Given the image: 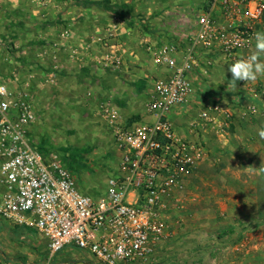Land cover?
I'll return each mask as SVG.
<instances>
[{
	"label": "crops",
	"instance_id": "obj_1",
	"mask_svg": "<svg viewBox=\"0 0 264 264\" xmlns=\"http://www.w3.org/2000/svg\"><path fill=\"white\" fill-rule=\"evenodd\" d=\"M208 1L0 0V83L26 90L40 111L31 127L34 144L42 152L57 149L59 145L50 141V128L64 143L60 149L65 142L101 141L113 138L117 128L151 122L147 104L154 81L168 71L154 64L142 43L185 47ZM255 51L254 45L250 52ZM116 57L121 59L118 68L111 62ZM205 59L201 57L200 63ZM215 61L206 74L196 77L191 108L171 113L179 130L187 126L186 115L201 107L199 101L208 90L217 93L212 96L221 94L225 103L234 93L247 95L238 81L236 89H228L230 63ZM245 96L235 110L231 136L226 139L214 130L203 134L206 156L188 181L181 207L174 211L169 238L153 254L160 264L165 259L169 264H264V215L255 192H245L257 185L239 182L236 188L226 179L252 171L253 161L264 159V139L258 135L264 128L261 105ZM245 102L256 106L254 114L241 109ZM72 116L77 119L73 124ZM81 120L83 125L75 128ZM223 143L233 148L239 167L223 165L231 155L221 149ZM38 238L34 228L0 217V264H34L44 255L50 257L45 241ZM38 244H43L42 250ZM60 252L67 262L61 256L55 262L93 264L86 263L88 255L74 246Z\"/></svg>",
	"mask_w": 264,
	"mask_h": 264
},
{
	"label": "built area",
	"instance_id": "obj_2",
	"mask_svg": "<svg viewBox=\"0 0 264 264\" xmlns=\"http://www.w3.org/2000/svg\"><path fill=\"white\" fill-rule=\"evenodd\" d=\"M207 8L185 47L142 43L154 64L168 72L154 81L147 104L153 120L116 129L119 173L108 179L103 195L79 192L65 162L34 145L31 127L38 113L31 97L0 83V217L32 227L46 240L51 260L42 264H54L53 256L67 246L100 264H136L169 238L174 211L207 153L203 134H228L240 103L201 99L200 110L191 114L183 131L171 113L191 108L194 81L215 60L246 58L256 44L255 33L264 32V0H209ZM201 57H206L204 64ZM111 62L118 68L121 59ZM238 83L258 101V78ZM255 109L249 106L251 113Z\"/></svg>",
	"mask_w": 264,
	"mask_h": 264
},
{
	"label": "rangeland",
	"instance_id": "obj_3",
	"mask_svg": "<svg viewBox=\"0 0 264 264\" xmlns=\"http://www.w3.org/2000/svg\"><path fill=\"white\" fill-rule=\"evenodd\" d=\"M261 60H264V56H261ZM258 80L260 81V87H261V91L259 94V99L256 103L260 104V113L263 116L264 119V75H260L258 76ZM248 95V93H247ZM250 99V98H249ZM249 99L247 101H249ZM233 100V98H232ZM231 100V101H232ZM234 101V100H233ZM241 109H247L248 113L249 111V106H248V102H245V106H243ZM198 110H200L199 108H196L194 111L198 112ZM38 113L40 114V111L38 110ZM38 114V115H39ZM81 113L79 112V115ZM254 114V113H252ZM235 115L236 112H234V117H233V122L235 120ZM251 115V114H250ZM186 120H190V115H186ZM252 117V116H251ZM79 120L81 119V117H78ZM69 119H71V123H75L77 122V119L74 118L73 116L70 117ZM79 123L74 126L75 128L80 127V125H83L84 121H78ZM233 125V124H232ZM55 128V127H54ZM74 129V128H72ZM54 130L55 132L57 131L56 129H51L49 133L51 132V136L50 137V141L53 142V144L59 145L61 147L62 144V140L60 137H57L58 135L55 133L54 134ZM233 130V131H232ZM234 132L233 126L230 127L229 129V133L224 135L225 138L227 139L229 136H231ZM52 134H54L55 136H53ZM55 137V138H53ZM50 142V143H51ZM34 143V142H33ZM49 143V142H48ZM225 146H221V149L227 153L226 155H228L229 153H231V155H229L228 160L224 161V166L225 167H239V164L235 161L234 158H232V155H234L233 152V148L230 146H228V144L226 145V143H223ZM35 146H37V148L39 149L38 145L35 143ZM58 146V147H59ZM56 149V146L53 148H48V150H44V151H49V152H43L47 157H51V155H55L56 157H59L60 159H62L65 164L67 165V167L69 168V170L71 171V173L73 174V177L75 178V183H76V187L79 190V192L84 193V194H88L91 196H98V195H103L106 192V188H107V181L108 178L115 176L119 173V162L121 160V156L122 153L121 151L118 150L115 142H114V137H109V136H105L102 137L101 141H86L83 142L82 141H74V143H70V142H65V147L63 148H58ZM41 150V149H40ZM42 151V150H41ZM52 151V152H51ZM255 161V160H254ZM252 163V165L254 164V168H252V171H247L245 173L242 172H237L236 175L234 176L233 174L230 173V176L233 175V177H229V179L226 177L228 181V183H233L236 185L237 188V183L239 182H255L256 186V190H253V188H247L245 192H255L258 200H259V212L264 215V170H262L260 167L262 164H264V159L261 158L260 160L258 159L257 162ZM225 162L227 164H225ZM249 165V164H248ZM235 168V169H236ZM254 169V170H253ZM260 171V173H258ZM235 177V178H234ZM220 182H224L225 179H220ZM88 190V191H86ZM225 192V191H224ZM37 233V232H36ZM38 235V233H37ZM39 238L38 240L45 241L46 248H47V243L46 240L44 238H42L40 235H38ZM38 244L37 246L39 247L40 250L43 249V244ZM45 247V246H44ZM69 247V246H68ZM49 253V252H48ZM86 255V263H90L93 261V264H100L98 261H96L92 255H90L89 253L85 252ZM66 254H64V252H59L58 254H56L55 256H53L54 258L52 259V261L55 264H61L55 261H58L59 257L61 256V261L63 262H67V258H64ZM45 258L41 260V262L38 263H34V264H42L45 261L51 260L50 257H47V255H44ZM169 256H167L168 258ZM81 260H77V262L82 261ZM159 259H157L154 255L153 257H149L148 259L138 262L136 264H160ZM162 262H165V264H169V260H162ZM73 264V263H70ZM162 264V263H161Z\"/></svg>",
	"mask_w": 264,
	"mask_h": 264
},
{
	"label": "clouds",
	"instance_id": "obj_4",
	"mask_svg": "<svg viewBox=\"0 0 264 264\" xmlns=\"http://www.w3.org/2000/svg\"><path fill=\"white\" fill-rule=\"evenodd\" d=\"M255 40V52L246 58H239L229 64L227 71L232 74V79L228 82V89H236L237 81L247 83L257 80L260 75H264V60H261V56H264V32L255 33ZM258 135L264 139V128L259 130ZM260 168L264 170V164Z\"/></svg>",
	"mask_w": 264,
	"mask_h": 264
},
{
	"label": "trees",
	"instance_id": "obj_5",
	"mask_svg": "<svg viewBox=\"0 0 264 264\" xmlns=\"http://www.w3.org/2000/svg\"><path fill=\"white\" fill-rule=\"evenodd\" d=\"M206 95H204L203 97H201L202 99H214L213 97H217V98H215V99H219V100H222L223 102H225L221 97H220V95H216V96H212V95H214V94H217V93H215L214 91H212V90H208L206 93H205ZM219 96V97H218ZM244 94H242L241 95V93H238V94H236V93H234L233 94V100H235V102H237V103H242V101L245 99L244 98ZM245 97H248V96H245ZM249 98V97H248ZM233 100H232V102H233ZM250 100H252V98L250 97ZM233 126V125H232Z\"/></svg>",
	"mask_w": 264,
	"mask_h": 264
}]
</instances>
